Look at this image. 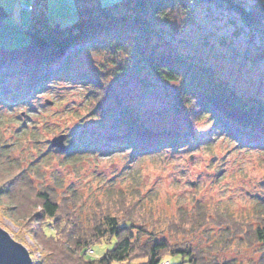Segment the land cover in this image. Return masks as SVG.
Segmentation results:
<instances>
[{"label":"rangeland","instance_id":"obj_1","mask_svg":"<svg viewBox=\"0 0 264 264\" xmlns=\"http://www.w3.org/2000/svg\"><path fill=\"white\" fill-rule=\"evenodd\" d=\"M0 1L9 11L0 22V47L29 42L26 28L32 10L20 4H33L34 0ZM101 1L112 4L118 0ZM240 2L247 9L264 11V0ZM46 12L52 23L70 24L79 17V1L47 0ZM153 41L158 43V49L183 53L213 66L217 75L244 98L253 95L264 102V55L258 54L264 52V38L251 34L250 27L235 10L212 0H199L193 3L191 17L178 14L172 26L167 24L165 30L154 34ZM71 65L72 71L105 78L121 102L111 96L103 102L105 109L113 108L108 113L86 111L90 86L60 76L49 79L31 97H12L9 102H0V112L7 120L4 135L15 145L11 156L39 169L38 176L32 175L38 186L54 187L61 195H70L73 190L82 194L77 211L84 221L89 222L96 201L109 188L128 192L137 189L145 208L160 216L172 215L178 207L190 209L197 201L220 202L237 214H246L263 196L264 149L242 145L207 115L197 122L187 141L173 148L163 146L157 151L137 153L129 145L111 147L101 141L107 134L126 130L125 106L152 128L186 131L185 119L175 109L179 82L161 78L143 61L136 62L127 49L117 53L107 52L103 47L89 49L76 56ZM4 82L11 87L23 86L29 80L13 75ZM5 93H16V89ZM50 99L52 103L47 102ZM61 132L68 133L66 151L51 145L53 136ZM71 144L75 146H71L68 160ZM0 225L30 253L35 249V254H40L38 242L28 233L23 241L16 238L19 225L11 216L1 219ZM223 231L218 226H208L196 234L181 235L180 239L207 249L218 260L233 258L243 264H255L263 254L259 242L252 246L241 244L235 235L230 236L229 247L214 248ZM166 236L173 242L179 241L175 236ZM153 238L143 237L150 242ZM112 245L103 239L86 253L98 257ZM180 255L170 256L171 264H191L182 261Z\"/></svg>","mask_w":264,"mask_h":264},{"label":"trees","instance_id":"obj_2","mask_svg":"<svg viewBox=\"0 0 264 264\" xmlns=\"http://www.w3.org/2000/svg\"><path fill=\"white\" fill-rule=\"evenodd\" d=\"M46 1L34 0L32 4L31 22L26 28L30 41L15 47H0V102H9L12 97H31L49 79L61 76L90 86L86 111L108 113L113 108L105 109L103 102L111 96L118 97L113 86L102 76L72 71L71 63L89 49L103 47L111 53L127 49L136 62L143 61L161 78L179 82L175 109L184 117L187 130L152 128L125 106L126 130L107 134L102 142L111 147L129 145L137 153L157 151L163 146L173 148L187 141L197 122L207 115L242 145L264 149L261 98L253 95L244 98L217 75L213 66L183 53L158 49V43L153 41L154 34L165 30L167 24L172 26L178 14L191 17L193 3L199 0H118L112 4L78 0L79 17L70 24L52 23ZM212 1L238 12L251 34L264 38V11L247 9L240 0ZM8 14L0 1V22ZM258 54L263 56L264 52ZM13 75L26 77L29 82L8 87L4 81ZM14 89L16 93H5ZM6 122L0 112V221L11 216L19 225L17 239L25 240L28 233L38 242L40 254H35V249L31 251L33 264H171L170 256L179 254L182 261L191 264H243L233 258L218 260L207 249L180 239L181 235H193L208 226L224 230L214 246L216 249L229 247L231 235L238 236V242L248 246L259 242L263 254L255 264H264V193L246 214H237L220 202L197 201L190 209L178 207L174 214L160 216L145 208L137 189L128 192L109 188L96 201L86 222L77 211L82 194L73 190L70 195H61L54 187L38 186L32 175L38 176L39 169L36 167V171L35 167L24 165L22 158L11 156L15 145L4 135ZM71 146L75 145H70L68 160ZM166 234L179 241L173 242ZM144 236L155 239L150 242ZM103 239L113 245L101 256H89L86 251Z\"/></svg>","mask_w":264,"mask_h":264},{"label":"water","instance_id":"obj_3","mask_svg":"<svg viewBox=\"0 0 264 264\" xmlns=\"http://www.w3.org/2000/svg\"><path fill=\"white\" fill-rule=\"evenodd\" d=\"M47 102L52 103V100ZM26 116L28 114L24 113ZM68 133L61 132L53 136L51 145L60 151H66L68 145L66 139ZM0 264H33V259L28 248L16 240L12 235L0 225Z\"/></svg>","mask_w":264,"mask_h":264},{"label":"built area","instance_id":"obj_4","mask_svg":"<svg viewBox=\"0 0 264 264\" xmlns=\"http://www.w3.org/2000/svg\"><path fill=\"white\" fill-rule=\"evenodd\" d=\"M22 6H23V7H28V8L30 7V6H28V5H25V4H22ZM90 251H91V249H90Z\"/></svg>","mask_w":264,"mask_h":264}]
</instances>
